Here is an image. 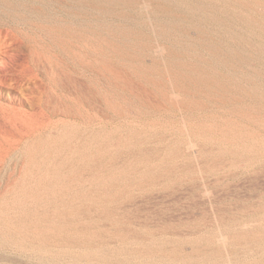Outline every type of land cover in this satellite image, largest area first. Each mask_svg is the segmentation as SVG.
<instances>
[{"label":"rangeland","instance_id":"374dc122","mask_svg":"<svg viewBox=\"0 0 264 264\" xmlns=\"http://www.w3.org/2000/svg\"><path fill=\"white\" fill-rule=\"evenodd\" d=\"M0 264H264V0H0Z\"/></svg>","mask_w":264,"mask_h":264}]
</instances>
